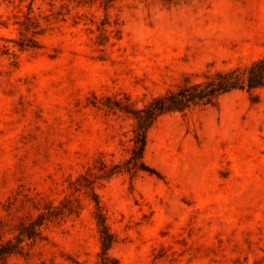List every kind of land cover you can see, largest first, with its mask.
<instances>
[{"label":"rangeland","instance_id":"obj_1","mask_svg":"<svg viewBox=\"0 0 264 264\" xmlns=\"http://www.w3.org/2000/svg\"><path fill=\"white\" fill-rule=\"evenodd\" d=\"M28 17L42 29L35 50L19 45ZM262 55L264 0H0V220L17 222L36 194L82 206L6 264H102L95 203L70 182L128 158L135 124L99 99L143 107L185 75ZM260 92L160 117L144 156L155 172L97 183L118 264H264Z\"/></svg>","mask_w":264,"mask_h":264},{"label":"trees","instance_id":"obj_2","mask_svg":"<svg viewBox=\"0 0 264 264\" xmlns=\"http://www.w3.org/2000/svg\"><path fill=\"white\" fill-rule=\"evenodd\" d=\"M99 1L108 9L113 0ZM22 25L26 32V37L19 41L22 49L40 48L41 42L37 37L42 31L40 25L31 21L30 17L27 23L24 22ZM194 77L193 74L185 75L175 87L168 89L164 94L152 97L143 107L132 104L126 95L123 98L106 96L99 99L102 107L114 112L121 111L130 116L135 124L132 139L134 145L128 158L111 166L100 161L99 165L89 166L87 173L80 174L75 181L70 182L71 188L78 192L84 191L95 203L94 217L103 249L102 264L118 263L109 255L116 237L107 222L106 212L99 200L96 191L97 183L108 180L117 173H129L135 176L142 172H155L146 164L144 156L147 148V134L160 117L172 113H181L184 116L196 109L206 110L217 106L223 96L236 90L247 91L253 102L259 101L262 97L260 91L264 90V55L248 65L209 71L201 75L199 79ZM26 202L30 204L29 209L23 215H17V222L0 220V264H6L8 257L12 254L28 258L32 247L46 238L44 233L49 225L60 224L65 218L73 214L79 215L82 211L78 197L75 199L65 197L58 204L53 199L38 197L36 194L27 197ZM41 264L46 262L42 261Z\"/></svg>","mask_w":264,"mask_h":264}]
</instances>
